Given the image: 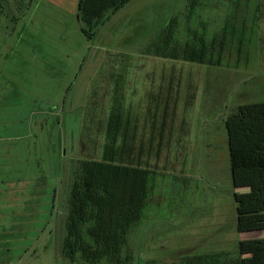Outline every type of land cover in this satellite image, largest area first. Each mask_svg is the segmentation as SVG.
Instances as JSON below:
<instances>
[{
    "label": "rangeland",
    "instance_id": "obj_1",
    "mask_svg": "<svg viewBox=\"0 0 264 264\" xmlns=\"http://www.w3.org/2000/svg\"><path fill=\"white\" fill-rule=\"evenodd\" d=\"M79 1L0 0V264H69L60 257L66 199L76 160L85 158L80 143L86 136L85 128L91 127L89 115L97 109L92 104L102 98L107 103L108 91L117 85L122 89L120 96L136 99L137 73L119 72L121 68L126 71L138 66L190 65L179 60L185 41L198 43L194 39L198 35L186 32L189 28L201 31L197 25L201 21L216 29L227 23L232 25H228L229 29H237L235 4L256 2V8L247 7L250 18L241 20V25H252L251 29L258 31L250 72L237 74L231 68L214 70L208 66L202 70L210 83L208 91H221L218 99H225L222 110L227 117L237 109L231 105L236 96L244 94L233 92L240 79L248 80L242 90L252 96L241 98L245 103L264 102V0H199L205 7L220 2L223 8L217 15L204 7L192 11L190 17L187 6L194 0H129L114 13L104 10L91 25L79 20ZM91 2L108 5V0ZM168 17L171 18L163 30L149 39L150 33ZM81 28L93 36L85 37ZM164 42L167 50L162 54L177 60L143 53L150 44L161 46ZM150 51L154 52V47ZM204 60L203 64H208ZM258 69L261 71L256 74ZM214 83L217 88H213ZM214 102L213 97H208L210 105ZM195 123L193 139L190 130L189 152L184 153L185 168L174 166V171H168L173 167L170 166L164 170L166 162L161 161L163 168L149 177L146 209L152 213L144 228L145 240L151 238L147 246L153 247L144 253L138 250L142 236L136 222L126 239L133 252L127 264H207L211 258L192 256L190 260L187 256L202 251L194 247L191 250L198 222L190 218L188 211L193 209L192 201L201 195L198 188L209 182L200 167L208 154L195 137ZM226 155L228 159L227 151ZM224 189L227 194L223 211L229 218L235 211L234 198L238 194L232 195L229 186ZM192 222L195 223L189 225ZM211 260L208 264H213Z\"/></svg>",
    "mask_w": 264,
    "mask_h": 264
},
{
    "label": "trees",
    "instance_id": "obj_2",
    "mask_svg": "<svg viewBox=\"0 0 264 264\" xmlns=\"http://www.w3.org/2000/svg\"><path fill=\"white\" fill-rule=\"evenodd\" d=\"M128 1L108 0L107 6H97L91 0H80L79 20L91 25L104 10L114 13ZM81 31L87 38L93 36L84 28ZM158 44H148L143 53L161 56L167 50V42ZM202 45L206 46V42L185 41L179 60L203 64L207 59L210 63L212 56L207 52L212 46L205 51ZM225 45L219 59L231 60L228 55L233 45ZM152 47L154 52L150 51ZM160 49L162 52L158 53ZM162 57L178 59L164 54ZM112 90L108 91L107 103L102 98L92 104L97 109L89 115L91 127L85 128L86 136L80 143L85 158L76 160L71 174L60 246V255L69 264H127L132 260L133 252L126 239L146 198L148 172L142 165L148 166L160 156L153 147L139 145L143 139L137 135L136 101L128 95L121 97L119 85ZM225 127L233 187L264 186V102L237 107L226 118ZM236 213L238 231L264 230V196L236 200ZM248 245H241L240 254L250 257L239 264H264V243Z\"/></svg>",
    "mask_w": 264,
    "mask_h": 264
},
{
    "label": "crops",
    "instance_id": "obj_3",
    "mask_svg": "<svg viewBox=\"0 0 264 264\" xmlns=\"http://www.w3.org/2000/svg\"><path fill=\"white\" fill-rule=\"evenodd\" d=\"M198 1L194 0L193 3H190V6H187L189 17L192 11L197 9L210 8L214 10V13H220L219 8H221L220 5H222L220 2L205 7L206 5L204 3L202 4ZM195 2L196 6H194ZM171 7H173V5ZM247 7L256 8V2H237L234 6L233 16L234 20L236 18L238 22L237 29L235 27L229 29L228 25H232L228 23L216 29L215 27L212 28L209 22L199 21L197 25L201 27V31L192 28L186 31L188 35L192 36V33L198 35L194 37V39L201 42L205 41L206 48L212 46L207 54H211L212 57H210V61H214L215 64L192 63L190 64L192 66L189 64L173 66L152 65L148 67L138 66V68H132V70L126 68V71H123L121 68V71H119L124 73H137L136 78L138 83L135 99L137 111L135 115L137 120V135L138 138L143 139V143L139 145L146 148L153 147V151L158 150L160 153L159 158L149 162L148 166L145 164L142 165V168L148 172L146 178L147 190L151 173L155 174V172H158V169L163 168L160 164L161 161L164 163L166 162V167L163 168L164 170L167 168L169 169L170 166L173 167L168 171H174V166H177V168H185L183 165V161H185L184 153L189 152L187 146L192 143V141H189L190 130V136L193 139L192 131L194 123L199 122L195 123V127H197L195 137L198 138L201 147L202 145L205 146L203 149L208 154L206 160L200 167L209 182H203L201 188H198L201 195L197 196L192 201L194 203L193 209L188 211V213H191L190 218L194 217L197 220L195 222H198L193 239L191 240V250L194 247L197 249L201 248L202 251L193 255L188 253L190 255L187 256L211 257L208 259L209 261L212 259L214 261L213 264H239L241 259L245 260L250 257L249 254H240V247L242 244L249 246L248 244L250 243H264V230L251 232L238 231L236 200L240 198L264 196V186L258 188L233 187L225 127L227 116L225 115L226 111L222 110V107L225 105V99L219 101L218 97L221 91L218 92L216 90L212 91V93H210V90L208 91V84L210 83L206 80L205 74L207 73L202 70L203 67L208 66L215 67L213 68L214 70L221 67L231 68L237 74H247L250 72V58L256 57L257 52L255 49V41L258 40V31H254L255 29L252 30V25H249V28L246 26V23L241 25V20H245L247 16L250 18L249 13L246 12ZM115 14L109 17L108 22H110ZM170 18L171 17L166 18L163 23L160 21L159 28H156L150 33V37L148 38L151 39L154 35L161 32L168 24ZM246 30L248 32H246ZM238 34L240 35L239 37ZM228 35H235V37H228ZM247 35L249 37H247ZM143 39L145 40V37H143ZM227 42H230L233 46L235 44L234 47L231 46L232 50L228 55V57L231 56V60H220L219 56H223L224 51H222V49L226 46L225 44ZM252 42H254V44ZM260 71L261 70L258 69L256 74ZM247 82V79H240L238 82H235V89L233 92L236 90L238 93L244 92V94L236 96L231 104L233 107L237 108L242 105L254 104L251 102L245 103V101L241 99L252 97L245 95L249 93L248 90H242ZM222 85L223 82L219 85L220 88L223 89ZM216 86L217 83H214L213 88H217ZM208 97H213L215 102L210 105L208 103ZM226 151L228 153V159ZM159 171L162 174L164 172L163 170ZM227 181L229 183L225 185ZM225 186H229L232 195L233 193L238 194L237 197L234 198L235 211L231 213L229 218H226L227 216L223 211L226 198L225 194H227L224 189ZM148 197L149 196L146 195L136 225L139 234L142 236V239L138 242L137 248L138 250H142L143 253L146 251L148 252L153 247L152 245L147 246L148 243L151 242V238L145 240L146 228H144V224L147 223L145 220L151 217L150 213H152V210L146 209L149 204H147ZM197 201L205 203L199 205L196 204ZM215 204L217 205L215 206ZM218 206H220V209ZM156 208L155 205L153 210L156 211ZM206 208H208L207 211H204ZM142 218L143 226L140 227ZM185 224H188V221H185ZM143 238L146 245H144L145 242H143ZM140 253L141 251L138 252L139 256ZM169 260V262H176V259Z\"/></svg>",
    "mask_w": 264,
    "mask_h": 264
}]
</instances>
